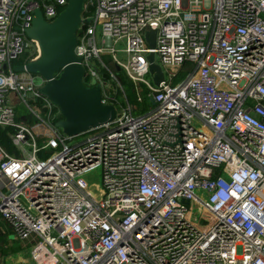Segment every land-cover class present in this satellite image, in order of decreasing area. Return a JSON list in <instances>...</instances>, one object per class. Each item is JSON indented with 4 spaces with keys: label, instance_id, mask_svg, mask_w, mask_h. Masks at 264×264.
I'll list each match as a JSON object with an SVG mask.
<instances>
[{
    "label": "built area",
    "instance_id": "1",
    "mask_svg": "<svg viewBox=\"0 0 264 264\" xmlns=\"http://www.w3.org/2000/svg\"><path fill=\"white\" fill-rule=\"evenodd\" d=\"M67 4L0 0V128L21 153L0 141V218L32 263L264 264V0H86L77 54L118 114L75 137L43 78L14 69L40 56L34 10L51 22Z\"/></svg>",
    "mask_w": 264,
    "mask_h": 264
},
{
    "label": "water",
    "instance_id": "2",
    "mask_svg": "<svg viewBox=\"0 0 264 264\" xmlns=\"http://www.w3.org/2000/svg\"><path fill=\"white\" fill-rule=\"evenodd\" d=\"M86 0H68L67 7L54 21L44 18L41 8L34 10L32 26L26 30L29 39L36 40L40 56L34 61L14 67L17 72H29L43 78L39 92L48 98L60 111L56 122L70 137L89 133L117 118L113 104L103 101L101 86L86 84L83 59L78 56V33L81 24L91 19L84 18ZM150 47L156 45V31L147 32ZM154 53L148 57L150 71L156 72L155 83L164 78L162 69L154 62Z\"/></svg>",
    "mask_w": 264,
    "mask_h": 264
},
{
    "label": "rangeland",
    "instance_id": "3",
    "mask_svg": "<svg viewBox=\"0 0 264 264\" xmlns=\"http://www.w3.org/2000/svg\"><path fill=\"white\" fill-rule=\"evenodd\" d=\"M115 72L117 73V75H118L119 78H120V74H124L122 71H119V70H115ZM185 76H186V72H184V71L179 72V75L174 80V84L177 83V82H179V81H181ZM107 78L110 79V76L107 75ZM120 80H121V78H120ZM110 83L112 85H116V83L113 80H111ZM117 90H118L119 95H122V91L119 88H117ZM136 104L139 105V103H136ZM24 111L26 113H29V111H28V109L26 107H25ZM137 112H140V110H138ZM30 116L36 120V117L34 115H30ZM79 139H80V137L79 138H74V139L70 140V143H75ZM86 183L88 185L93 186V189H96L95 186H97V185H99L101 187V183H102L101 171L98 170L96 172H93L91 175L87 176L86 178H82V184L85 186ZM195 211H196V209H195ZM215 222H216L215 219L211 215L204 214L202 216V218H201V221H199L198 223H195V225L197 227L201 228L202 224H206V225L209 226V225H213ZM13 240H14V238H13ZM15 241H12V239H11V242L12 243L9 242V240H8L7 243H3V245L0 244V246H2L0 248L2 250L1 251V254H0V256H2V258H1L2 259V263L1 264H4L3 263L4 260H8V259H10L12 257H14L15 260L20 259L19 264L20 263L21 264H26V262L28 261V259L31 258V251H32L31 247H32V245L31 246L30 245L28 246L27 244H25L24 241H19V240H17L16 242ZM0 242H2V241H0ZM23 242H24V244H23ZM15 243L19 244L20 246L18 245L16 247L14 245ZM18 247L19 248H22V251L21 252H18V253L17 252H13V249L14 248H18Z\"/></svg>",
    "mask_w": 264,
    "mask_h": 264
},
{
    "label": "crops",
    "instance_id": "4",
    "mask_svg": "<svg viewBox=\"0 0 264 264\" xmlns=\"http://www.w3.org/2000/svg\"><path fill=\"white\" fill-rule=\"evenodd\" d=\"M21 107V106H20ZM18 119L20 120V119H22V113L18 116ZM24 119L28 122V123H30V124H32L31 122H29V120L27 119V117L25 116L24 117ZM33 125V124H32ZM37 124H35L33 127L34 128H38V126H36ZM1 129V128H0ZM3 130H7V132L8 133H10V132H12V129L11 128H7V129H3ZM10 139V138H9ZM1 141V140H0ZM2 143V142H1ZM12 144V143H11ZM3 145V144H2ZM3 148H5L9 153H11V154H14V155H16V156H19V155H21V153H20V151L15 147V146H13L12 145V148L10 147V148H6L4 145L2 146ZM7 238V239H6ZM12 239V241H17L18 240V238L14 235V233H13V231L11 230V228H10V226L6 223V221H4L2 218H0V241H2V242H0V244L1 245H3V243H7L8 242V240H9V242H11V239ZM13 238H14V240H13ZM4 240V241H3ZM15 241V242H16ZM25 242V244H27L28 246L30 245H32L29 241H24ZM24 242H23V244H24ZM12 243V242H11ZM22 244V245H23ZM16 247L19 245V244H17V243H15L14 244ZM20 246V245H19ZM2 246H0V248H1ZM1 249H0V254H1ZM22 251V248H14L13 249V252H21ZM2 256H0V264L2 263ZM13 260V261H12ZM19 261H20V259H18V260H15V258L14 257H12V258H10V259H8V260H4V264H19ZM6 262V263H5ZM21 264V263H20ZM26 264H33L32 263V261H31V258H29L28 259V261L26 262Z\"/></svg>",
    "mask_w": 264,
    "mask_h": 264
},
{
    "label": "trees",
    "instance_id": "5",
    "mask_svg": "<svg viewBox=\"0 0 264 264\" xmlns=\"http://www.w3.org/2000/svg\"><path fill=\"white\" fill-rule=\"evenodd\" d=\"M28 57H29V53H25L23 57H21L19 60H17L15 62V65H19V64H23L25 62H28ZM120 78L122 80L124 88H126L125 90H126L129 101L132 103L137 102L136 91H135V87H134L132 81L129 78H127L126 75H124V74H120ZM85 81L88 83L87 79H85ZM17 110H18V116L21 113H24V109L22 106L18 107ZM26 117L29 120V122H31V123L36 122V120L34 118H32L30 115H26ZM0 140L6 148H10V147L12 148V144H11L12 142L9 139L7 130L0 129Z\"/></svg>",
    "mask_w": 264,
    "mask_h": 264
}]
</instances>
